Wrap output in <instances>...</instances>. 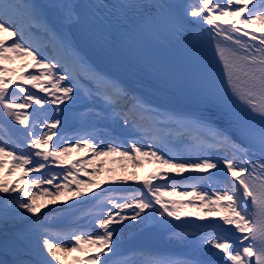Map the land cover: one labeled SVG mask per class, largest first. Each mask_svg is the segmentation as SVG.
<instances>
[{
  "label": "snow or ice",
  "instance_id": "1",
  "mask_svg": "<svg viewBox=\"0 0 264 264\" xmlns=\"http://www.w3.org/2000/svg\"><path fill=\"white\" fill-rule=\"evenodd\" d=\"M86 20L91 24L93 35H100L99 51L106 56L123 51L146 61L143 44L147 39H158L167 33L183 41L199 63V72L188 89L202 107L194 113L161 112L132 94L116 77L98 71L74 31H88L83 27ZM205 24L211 29H205ZM213 30L215 35H212ZM205 32L216 41L226 87L217 83L211 65L201 63L197 57L196 45ZM41 33L46 42L33 43V35ZM217 37H223V41ZM49 47L52 56L45 54ZM19 58L30 60L31 68L36 71L17 73L5 66V62ZM81 71L87 74L83 93L77 87ZM22 84L54 98L46 101ZM10 88L24 95L18 100L10 93ZM81 94L93 105L99 104L101 111L116 124L139 130L152 143L140 145L133 141L131 148L125 150L112 143L100 148L90 139L73 147L53 144L62 121L59 118L50 123L40 121L43 125L40 131L27 109L32 108L33 103L42 106L46 102L53 105L75 102ZM0 113L24 126L26 137L25 146L19 148L14 146L15 141L0 140V227L4 229L0 233V250L13 256L11 262L0 264H69L68 258L73 253L87 255V259L73 257L70 264H110L108 256L117 255L113 245L119 243L114 241V236L120 229L113 225H123L127 220L139 223L151 220L165 226L171 223L168 218L179 221L189 216L201 219L218 216L222 223L211 225L210 233L191 240L199 254L183 260L154 258L144 264H264V0H223V3L221 0H192L180 4L167 0H118L115 3L99 0L90 4L53 0L46 6L34 0H0ZM100 114L97 112L96 116ZM217 114L219 120L214 118ZM172 137L186 143L194 158H184L181 152L165 154L156 146L157 140L171 142ZM213 148L231 155H212ZM73 150L91 151L93 160L117 155L131 161L133 167H142L143 160L147 159L157 162L167 172H157L143 180V188L151 199L133 195L101 201L103 190L101 194L93 192L88 197V192L101 185L73 175L71 169L83 170L78 169L76 163L64 176L65 181L72 177L70 183L54 184L56 176H38L31 181L36 189L46 184L54 186V190L45 187L37 193L25 186L30 172L44 169V162L49 158L63 165L64 157ZM33 157L42 158L43 162ZM253 157L258 159L253 160ZM5 158L12 161L6 172ZM87 163L92 165L91 160ZM212 170L230 174L234 181L231 188L209 193L193 187L189 193L179 191L175 183L153 184V180H171L186 172L210 173ZM15 171L22 175L12 181L3 179ZM169 173L174 175L169 176ZM84 174L88 175L86 170ZM114 179L123 183L138 181L135 172ZM66 195L77 201L68 206L70 210H78L80 204L93 203L96 212L89 213L87 223L77 224L75 230L51 231L52 225L46 223L48 213L41 216V210L66 203L62 199ZM172 195H194L200 204L193 205L195 211H184L186 206L175 201L170 207L164 197ZM44 197H48L47 201L39 202ZM81 197L85 199L80 200ZM104 204L112 205L106 214ZM156 205L160 206L158 210ZM125 210L131 213L125 214ZM50 211L54 214L56 209ZM224 225L233 228L224 229ZM219 231L225 234L220 235ZM236 232L242 235L233 239L228 234Z\"/></svg>",
  "mask_w": 264,
  "mask_h": 264
},
{
  "label": "rangeland",
  "instance_id": "2",
  "mask_svg": "<svg viewBox=\"0 0 264 264\" xmlns=\"http://www.w3.org/2000/svg\"><path fill=\"white\" fill-rule=\"evenodd\" d=\"M34 2L39 4V5L46 6L50 3H52L53 0H34ZM167 2H169V1H167ZM221 3H223V0H221ZM32 41H33V43L38 44V45H41V44L46 42L42 33L38 34V35H33ZM10 42L11 41H9V43ZM45 54L48 56L53 55V51H52L51 47L48 48V50ZM23 60H24V58L16 59V61H19V63L17 62L15 64V65H17L16 66L17 67V71H16L17 73H20V72L28 73V72L36 71V70L31 68V62L26 63V64H28V67L25 68L24 67L25 64H22L24 62ZM20 61H23V62H20ZM5 66L8 67V62H5ZM60 74H63V73H60ZM86 76H87V74L85 72L81 71L80 72V80L77 81V87L79 89H81V93H83V90H84V86L86 83ZM64 83H67V81H65ZM22 86L25 87L26 89H28L29 92L35 93L38 96L41 92L38 88H32L31 85L22 84ZM13 88H14V86H13ZM13 88H10V93H12L19 100V97L23 96L24 94L19 93L18 90L14 91ZM51 91H53V90L49 89V92H51ZM46 94L47 95L45 97H43L46 101H50L51 99L54 98V97L50 96L49 93H46ZM57 95H59V93H57ZM20 102H22V101H20ZM92 104H93L92 101L87 96H84L83 94H81L80 99L76 100L75 102L66 101L65 104H60V105H53L51 103L46 102L42 106L35 105L33 103V107L27 109V111L31 115L33 122L37 123L38 130L42 131L43 125L39 123L40 121L46 120V122L50 123L53 119L59 118L62 121L61 125H64L66 123L67 117L71 118L75 114V112L78 111L79 109H81L82 107L88 108L84 113L86 115L85 116L86 118L95 119L97 112L94 111L93 109L89 108V106H92ZM37 109L39 111L45 112L44 117H40V118L36 117ZM97 122L102 125L103 129L99 130V132L96 134V136H87L84 139L77 141L75 139V135L64 133L63 139H61V140L57 139V136H55V137H53L52 143L56 144V145H60L62 147H73L76 143H82L83 140L90 139L96 146H98L100 148H103L104 145H106L108 143H112L113 146L118 145L116 142L112 141V140H115L114 134L112 132L106 131L104 129L106 127V121L97 120ZM112 123L114 124L116 129L125 130L127 132L133 133L134 136L136 135V137L132 140V142L137 141L140 145L152 143V141L149 140V138L147 136H143L139 130L134 129V128H125L122 125L116 124L114 121H112ZM59 126L56 129L57 133H59L60 131L64 132L63 129H59ZM23 129H24V126H22V125H20V128L18 129L15 124L14 125L12 124L10 126V129L8 130V132H5V133L0 132V140H4L8 143H12L13 141H15L14 146H16L18 148L24 147L26 137L23 135ZM104 139L105 140L107 139V141L105 143H103ZM165 143L167 145V140ZM165 143H161L159 140H157L156 146L159 147V145H161V146L165 147ZM180 143L184 145L183 152H182L184 158H194V153L189 149V146L186 143H182V142H180ZM27 150L33 151V152L35 151V150H31V149H27ZM121 150H125V148L121 147ZM210 151H211L212 155H214V154L221 155V156L227 155L226 152H223V151L215 149V148L211 149ZM85 153H87V152L73 150L70 154H67L64 157L65 163L63 165H61L59 162L53 161L52 158H49V160L47 162H44V163H46V167L44 169H41L39 172H30L28 174V177L25 179V182H24L25 186L30 187L31 190H35L37 193H39L45 187L49 188L50 190H54V186L46 185V184L42 185L40 189H36L35 185L31 184V181L38 176L39 177H48V178L56 176L57 178L54 180V184L70 183L72 180V177H68V180L65 181L64 176L66 175L67 170L71 168L73 161H75L76 159H79L81 157V155H83ZM92 157L88 158L84 161L82 171H76V169H71L73 172V175L77 176V178L84 180V181H91L93 183H100L101 187L93 189L91 192H93L95 190H100L101 192L103 190V193L113 192L111 194L112 196L111 195L109 196L112 199H121L123 197H131L133 195L139 197L138 194H130L129 191L132 190L133 188L135 189V187L138 185H142L141 184L142 179H144L149 174L153 175L157 172H160V173L167 172V169L161 168L157 162H155V161L149 162L147 159L143 160L142 167H133V164L131 161H128L124 158H121L117 155H112L109 157H100V158H97L94 160L92 159ZM5 159H6V164H5V172H6L8 167L12 163V161L10 158H5ZM33 159L42 161V158H39V157H33ZM89 160L92 161L91 166H89L87 163ZM76 161H78V160H76ZM137 163H140V162L138 161ZM55 169H57L58 171H55ZM84 170L87 171L88 175L84 174ZM131 172L136 173V175L138 177V181H129L128 183H123V182H120V181L114 179L116 177H120V176L129 174ZM200 174H202V173L186 172L183 174V176H174V179L169 180L168 183H175L178 185L179 191H188L189 193H192L193 187H195L196 189L201 190V191H207L205 189V185H208V183L212 187L211 190L207 191L209 193H212L218 189H223L226 187L223 177H219V176H212L211 179L208 178L209 180H204L203 182L190 181L191 183L188 185V181H187L188 179L190 180V178H197ZM21 175H22L21 172L15 171V172H13V174L11 176H3V178L8 180V181H12V180H15L17 177H20ZM173 175L174 174L169 173V176H173ZM71 186H72V188H75L74 184H72ZM121 191H122V194H119V193H121ZM91 192H88L87 196ZM165 197L169 198V199H175L176 201H181V200H184L186 198V196H182V195H172V196H165ZM47 199H48V197H44L39 202H46ZM62 199L66 200L67 202L66 203H58L54 206L49 205L48 208H44L41 210V216L43 215V213H48V219L46 220V223L52 225V228L50 229L51 231L55 230L54 232L67 233L69 231L75 230L77 227V224L74 226L70 225V218L73 216L71 214V212L74 211L75 213H77L79 211L80 207L84 206L85 204L78 205V210H76V209L70 210L68 206L73 205V204H77L76 199H68L67 195ZM79 199L83 200V199H85V197H81ZM107 199H105L104 201H107ZM222 203H224V202H222ZM199 204H200V201L198 199H196V197H194V200L191 203V205L192 206L193 205L198 206ZM90 207L93 210V208H94L93 203L91 204ZM51 208L56 209L54 214L50 211ZM111 208H112L111 204H104L105 214ZM204 211H207V210L205 209ZM130 213H131V210H125V214H130ZM82 218H83V216L80 217L79 221H81ZM85 220H87V219H85ZM86 223H87V221H86ZM138 224H139V222L127 220L124 222L123 225H113L114 228L120 229L116 233V235L114 236V241L119 242L118 247H122L119 244L123 239H127L128 233L131 235L138 229V228H136ZM79 225H80V223H79ZM56 230H58V231H56ZM93 230H95V229H93ZM3 231H4V229L2 227H0V233H2ZM171 238L175 239L177 237H171ZM73 257H81L82 259H87V255H84L81 253H73L68 258L69 264H70ZM146 260H151V259L144 257L141 254L131 253V255H129L126 258L125 262H131V264H144V262ZM117 264H119V263H117Z\"/></svg>",
  "mask_w": 264,
  "mask_h": 264
},
{
  "label": "bare ground",
  "instance_id": "3",
  "mask_svg": "<svg viewBox=\"0 0 264 264\" xmlns=\"http://www.w3.org/2000/svg\"><path fill=\"white\" fill-rule=\"evenodd\" d=\"M167 1H169V3H172V4L192 2V0H167ZM59 2L86 4V0H59ZM86 22H87V20L85 21V23ZM83 27L85 28V24ZM221 27H227V26L221 25ZM74 31L77 32V36L79 39L80 46L90 57L91 63L95 66V68L98 71H103L100 68V66L97 65L95 58L92 56L90 45L88 44L85 32H81L80 30H75V29H74ZM114 77H116V76H114ZM116 78L118 79V77H116ZM142 101L145 102L149 106L158 107L161 112H168V113L172 112V110H170V109L151 105L143 99H142ZM44 114H45V112H42L39 115H37L36 117H44ZM75 119H76L75 114L71 118L67 117L66 123L63 125V128H62L64 132L60 131V135L63 133L72 134V132H77L75 129L76 128L75 127L76 126ZM159 146H161V145H159ZM226 154L229 156L231 155V153H226ZM214 155H216V154H214ZM216 156H221V155H216ZM76 160H81V159H76ZM73 163H74V161H73ZM237 163H239V161H237ZM76 164H78V163H76ZM78 165H80V163ZM212 173H216V170H212L210 173H202L197 178H190V180L189 179L187 180L188 185L191 183L190 181L203 182L204 180H209L208 179L209 176H219V177H223L226 187H228L229 189L231 188L232 183H234V181L232 180L230 174L226 175L225 173L220 172V173H216L215 175H212ZM150 175L151 174L146 176L144 179L148 178ZM144 179H142V181H141L142 185H143ZM167 182H169V180H167ZM93 192L96 194L102 193L100 190H95ZM93 192L89 193L88 197H91ZM106 193L107 192L100 195L101 201H104V199H106L107 197L109 198V196L113 192H110L107 196H106ZM129 193L130 194H138L139 197L143 195L144 197L151 199L150 194L145 195L143 193L138 192L137 186L135 187V189L133 188L132 190H130ZM119 194H122V193H119ZM164 200L170 202L169 203L170 207L172 206L171 202L175 201V202H177V204H182V205L186 206L185 208L182 209L184 211H195L196 210V208H194L191 205V203H189V204L185 203L186 201H184V200L176 201L175 199H169L166 197H164ZM91 204L92 203H88V204H85L84 206L80 207L79 211L77 213H75V215H73L70 218V225L74 226V225L79 224V223H80V225H85L86 223H84V220L87 219L88 214L94 212V209L92 210L90 207ZM159 208H160L159 205L155 206L156 210H158ZM82 216H83L82 220L79 221L80 217H82ZM156 219H159L158 215H157ZM168 219L171 221V223L168 225H165V226H159V225L155 224L153 221L149 220V221H146L144 223H139L136 228H141V227H143L145 225H149V224H154L157 227H159L164 232L165 239L167 242L166 250H171L170 253H164L163 251H160V250H154V249H151L150 247H145V246H140V245L134 244L128 240V237L131 236L129 233L127 234V239H123L120 242L119 245L122 247H118V246H116V244L113 245L114 251L122 248V249L129 251L130 253L141 254L144 257H147L150 259L165 258V259H172V260H183V259H186V258L192 256L193 254H199L196 251L195 247L190 243L193 238L197 237L198 235L210 233L212 231L211 225H213L215 223H222V221H220V218L218 216L217 217H207L206 216L203 219H201L199 216H189V217H182L181 220H179V221H177L173 218H168ZM205 224L210 225V227L208 229H206L204 227ZM232 228H233V226L224 225V229H232ZM56 231H58V230H56ZM219 234L224 235L225 233L223 231H219ZM228 234L232 235L233 239L235 238L236 235H242L238 232L234 233V235L232 233H228ZM171 237H177V238L172 239ZM245 243H247V242H245ZM117 258H122V257L119 255ZM12 260H13V256L11 254H5L2 250H0V262H2V261L11 262ZM108 260L110 261V264H115V259L111 254H109Z\"/></svg>",
  "mask_w": 264,
  "mask_h": 264
},
{
  "label": "water",
  "instance_id": "4",
  "mask_svg": "<svg viewBox=\"0 0 264 264\" xmlns=\"http://www.w3.org/2000/svg\"><path fill=\"white\" fill-rule=\"evenodd\" d=\"M12 120L0 113V125L6 129H10ZM62 127V125H60ZM140 192H147L146 188L142 185L137 187ZM129 241L140 246L150 247L154 250H163L167 247V242L164 236V232L155 226L154 224L145 225L134 232Z\"/></svg>",
  "mask_w": 264,
  "mask_h": 264
},
{
  "label": "trees",
  "instance_id": "5",
  "mask_svg": "<svg viewBox=\"0 0 264 264\" xmlns=\"http://www.w3.org/2000/svg\"><path fill=\"white\" fill-rule=\"evenodd\" d=\"M23 61H20V62H23L22 64H26V63L30 62V60H26V59H24ZM17 62L19 63V61H16V60H14L13 62H8V67L13 68L17 71V67H16L17 65H15ZM12 124L13 125L15 124L18 129L20 128V125L18 123H15L14 121H12ZM0 132L5 133V132H7V130H6V128H4L3 126L0 125Z\"/></svg>",
  "mask_w": 264,
  "mask_h": 264
}]
</instances>
